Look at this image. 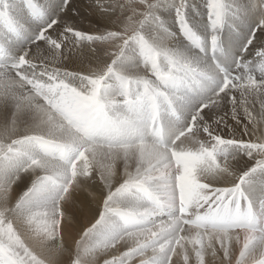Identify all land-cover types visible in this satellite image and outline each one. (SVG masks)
<instances>
[{
    "label": "bare ground",
    "instance_id": "obj_1",
    "mask_svg": "<svg viewBox=\"0 0 264 264\" xmlns=\"http://www.w3.org/2000/svg\"><path fill=\"white\" fill-rule=\"evenodd\" d=\"M59 1L61 0H33V2L37 5L38 9L40 10L47 9V14L45 16H43L40 12H38L39 16H37L38 13L33 14V12L31 11V7L33 5L32 0H15L14 3H11L10 0H0V28L4 30L3 37H2L4 40L2 42L5 43L6 45V46H0L1 52L11 51L12 46H13V41L17 39V36L20 39H23L22 41L23 43H28L26 38H28V40L31 39L29 35L31 34V31H33L32 30L33 27L37 30L49 24L51 20L49 13L52 14V11H53L51 7ZM259 1L260 0H226V1L225 0H196V6H195V2H192L193 4L191 5V8L189 7V9H191L189 11V14L191 15L190 19L193 22L190 24L195 28L194 38L198 39L199 41L200 39H205L208 35V31L211 30L212 36L215 38L214 41L218 42L219 34H221L220 41L222 42L224 40L225 45H226L225 47H228L227 54L229 52H231L232 54L234 52V49H236L237 45L239 44L240 39L243 37L244 31L246 30V33L250 34L253 27H255L256 24H259L258 23L259 16L262 15V13H264V11L262 12L260 8V6L263 4H260ZM8 2L10 3V5H7ZM76 3L77 4H72L70 2L67 8V11H65L62 15L61 14L58 15L59 22L57 26H55V29L62 32L63 31V29H61L63 27L62 25H64L65 23L69 24L68 22H70L71 20H72L71 22L74 21V23H76V21H78L79 19H84L86 21H93L94 24L97 23V24L109 26V24L113 21V18L116 15L115 12H112V8L109 5L107 6L106 4H99L96 6L93 4L94 5L93 6L92 3H95V2L93 1L91 2L90 0H78ZM163 3L164 2L160 1L159 3L160 8L156 9L157 11L154 12L151 18V20L153 21L149 24L150 26L149 25L147 26V28L150 27L152 30H154V33L151 32L152 34L151 33L150 34L151 36H153L155 42L154 43L150 42L152 44L151 45L152 47L148 51H143L140 48L137 49L136 55L138 57H141L142 55H149L152 53L154 57L152 48L157 47L156 49L158 50V52H162L166 54L167 56L174 58V60L179 59L186 66H189L192 69H197L199 71L208 70L207 72H214L211 67V61L209 60L210 58H208L209 54H207V56L202 54L204 57L201 56L195 50V46L193 48L194 41H187V38L186 40L181 39L179 35L180 30H184V32L187 33V36L190 37L192 30H189L188 28L189 25L188 26L186 24L176 25L172 20L173 17L171 18L172 8L170 6L172 5V3H170V0H167V4H163ZM193 5L194 7H192ZM228 5L233 6V11L235 12V16H236L235 17L236 19L232 18L231 20L232 24L236 27L238 26L240 27L239 32L235 34L231 33V28L224 27V23H223L224 19L222 20L221 23L211 26V28L208 24H205L206 23L205 14H207L206 10L211 8V10L213 9L214 12L216 13L217 11H220L222 9L221 8L222 6L227 7ZM204 7H206V9ZM93 8L95 10L94 12L96 15L92 14ZM13 9L17 10L14 21H16L17 23L19 22L25 23L27 26V31L20 30V32L18 33L14 32V34H11L12 29H10L9 25H7L6 19H7V15H10L11 17L13 16V14L11 13L8 14V11L11 12ZM233 11L231 10L230 12H233ZM55 14H57V12ZM222 15L224 16V14ZM30 16H31V19L37 18V17L39 18L36 19L34 22H31L29 19ZM91 16H92V20H91ZM157 17H158V20H157ZM46 20H48V22H45ZM240 29L242 30L240 31ZM222 31H224V33ZM168 32H172L174 36L176 37V38L174 37L176 40L172 39L173 37L171 36H170L171 38L169 36H166L167 35L166 33ZM35 33L37 34V32ZM222 35H223V39L221 40ZM258 35L262 37L264 36V28L262 29L260 28ZM52 39H56V38L52 35ZM73 39L72 41H74ZM144 39H146V37ZM205 41H207V39H205ZM91 42L92 44H90ZM7 43H10V45L12 44V46L8 47L10 45H8ZM221 46L222 45H220V47ZM55 47L56 45L50 46L48 44L46 45L36 44V45L29 47L30 48L28 50L29 58L35 63L31 64L30 62H26V64H24V68L20 69L21 74L23 75V77L21 78L26 79V81H24V83L26 82L24 85H22V83L18 84V82H21V81H18L17 84H13L12 80H10V78L13 76L12 73H10L11 71L6 70L4 72H0V84H1L0 86V106H5L7 110L9 108H14L16 111H18L19 114L23 116H28L29 118L28 117L27 118L30 121H32L35 127L34 129H31L32 131H30V133L32 134L38 133V132L42 133L40 136L46 134L45 136L51 137L52 139L54 138L56 139V141L59 142L60 138H63L64 140H66L67 138H74L75 134L71 133L69 128L68 130L62 129L65 126L62 127L60 125L59 123L60 121H58L57 116H55L56 118L55 117L53 118L52 116L53 114L51 115V113L48 112L49 110L46 111L45 109H43V105L45 106V104L42 105L43 102L41 103V98H38V97L36 98V96L32 93V91H35L34 84L33 83H32L33 85L31 84V82L33 81L32 78L34 77L33 76L34 74L29 69V65L30 66L36 65L37 70L46 72L43 76L38 75V76H35L34 78L40 84H43L44 86L43 88L37 90V92L39 91L38 93L47 94V95H44L43 97L47 106L50 104L58 106L60 100L63 103H66L68 106L69 105L68 102L70 100H74V99L77 100L76 98H79V97L84 98L88 96L91 92L95 94L99 93L100 90L98 89L100 88V86L98 89H96L97 87H95L94 85L95 73L93 72L91 74L85 71L86 66L90 65L89 63L90 60H92V67H94L95 69L96 67H99V64H101V68H99L100 70L102 69L103 65L104 66L106 65L107 67L116 71V73L115 72L112 73L113 74L112 76L110 74L109 78L111 80L108 79L107 81H104V83H108L109 81L119 82V79H121V83H122V81H124L125 76L126 77L129 76L127 77V79L129 78L132 81L134 80L133 78H137L135 79L137 81H142L141 77L145 75V73L142 72L141 69L139 68L140 65L137 64L135 60L136 58L134 57L136 55L134 54H133L134 56L132 55V51L129 49V47H125L120 52V58H119L120 61L116 63L112 62V60L106 55V53L101 48L96 46L93 43V41L90 39L88 40L85 39V41H82V42L80 41V39H77L75 43L73 44L72 48L70 49L63 48L62 51L60 50L61 53L58 52L59 50L57 51ZM216 47L217 46L215 45L214 48L216 49ZM216 55H217V52H216ZM224 56H226L227 62H229L228 56L226 54H224ZM213 57H215V53L213 54ZM148 64H150L149 61L147 62L146 65ZM51 65H56L58 69L54 68ZM49 77L54 78L55 84L49 81ZM18 79L19 78L17 77V80ZM29 80H31V82ZM261 81L264 82V75L261 77ZM137 84H141V82H137ZM29 85H31L32 89L29 88ZM56 85L58 87L55 89ZM251 85L252 84H250V87H253ZM204 87H205V84H204ZM256 88H259V87H256ZM233 93H234L233 96L236 97L237 99L239 95L235 89H233ZM185 95L187 94L184 93L183 97ZM95 96L97 97V95ZM108 97L110 96H107V98ZM251 97H252V94H251ZM127 100L128 98H123V101L120 102L119 100V102L122 105L125 104L127 106L129 105L126 103ZM238 100L240 99H237V101ZM219 101L220 100H218V102ZM254 101L256 102L255 107L260 112V116H261L260 120L258 119L257 121L260 122L264 126V92L260 95L259 99L254 97ZM227 102L228 101H224L223 103L219 102V104L215 106L210 105L208 108L207 107L203 108L201 113L197 116V119H196L197 131H199V129L204 130L205 123H207V125L210 124L211 126H213V124H215L216 121L221 120L220 123L221 124L224 123L222 126H225L226 124V129L229 131L231 130V132L233 133L234 132L236 133V131L240 133V131H242L243 129H245V131L247 130L246 131L247 136L249 135L248 139L250 138L255 139V137L257 138L258 135L255 136L257 132H260L262 134V132L264 131L263 129H259L257 127L249 126V125L247 126L246 124H245L246 126H244L243 129H240V126H243L244 123H241V125L237 123L238 121H235L234 118H232L233 117L232 114H231L232 117H229L228 110L231 111V109H228L229 107H228ZM200 103L201 102H199V100H195V98L192 97L190 98L189 107L194 109L198 107ZM245 103L247 104V102ZM152 104H155V106L156 105L158 106L157 108L158 110L156 111L158 115L156 116L153 132H155V135L159 136L157 138H161V132H163V135L166 137V127H170V130L168 129L167 132L169 134L170 133L172 134L173 132H172L171 126L174 124V122H171L172 121L171 119L163 120L162 118L163 116L161 115L162 108L161 106H159L160 104L157 100L151 99L149 103L147 102V105L149 108V111L147 112L148 114L147 116L150 115L148 126L150 127V122H151V118L153 115L152 113L153 108L150 109L151 108L150 106ZM169 104L173 107V109L171 108L173 112L168 111L172 117L174 111H177V110L174 107V105L171 104V102ZM60 106H62V104H60ZM68 108L69 107H67L66 109ZM3 109H1L0 107V143L1 142L8 143V141L12 139L14 140L19 135L21 134L24 135L23 133H27V132H22L24 129L21 127L22 124L19 126L18 122L16 121V120L19 121V119L21 120V117L23 116H20L19 118L16 117L15 119V117L14 116H13L14 118L11 117L10 114H4ZM134 110L137 113V109L135 108ZM244 111H245V108H244ZM225 112H226V115H225ZM176 113L178 114V111ZM232 113H235V112L232 111ZM144 114L138 113V115L135 118H137L138 120L141 118L145 119L146 115ZM144 124L146 123L145 122L141 123L139 121H136V123L133 124L131 130L124 135V138L128 139L129 137V140H130L129 142H133V143L139 138H141L140 139L141 141H143L144 139H148V137H150L149 135L150 133L147 134V132H145V134H143L141 132V128H144L145 126ZM161 125H162V130L160 129ZM176 125L177 124H175V126ZM149 132L151 131L149 130ZM32 134L30 137H32ZM263 136L261 137L263 138ZM43 139H46V138H43ZM63 139L61 140L64 141ZM177 139L174 145L177 143L179 145L182 144L185 147L183 146L182 148H179V147L173 148L171 153H170V149L168 148L162 149V147L160 148L159 146H155L154 144L149 143V142L140 144L138 146H133L132 148H130V150H133L131 151V153L135 152L134 153L135 156L139 158V160L142 161V163L147 162L145 163L146 166L143 169L139 170V172L136 169L135 171L137 172L131 170L130 168L126 167L120 162L117 163V161H111L113 165L106 166L104 168V171L103 172L101 171L102 174L98 175V173H96L97 176L96 175H95L96 177L91 176L92 177L91 179L90 176L86 175L85 172H83L85 170V167L82 164L79 168L75 170V173H72L73 180L69 182L68 178H70L69 176L70 172L69 174H66L68 172L65 173V171H63L61 164L60 165L56 164L57 167L60 169L62 177H64V179H62L61 181H63V183L64 182L68 183L70 185V189L68 190L67 194L64 196L63 200L59 202L60 203L59 206L57 205L56 208L58 210L57 211L53 210V212L48 202H50L51 200L54 201L55 196L57 195L58 192L56 193V190L55 192H53V189L49 190V188H47L48 184L46 185V187L44 186L41 187V185L38 186L36 185L37 181H35V177L45 172L46 171L45 169L50 170L49 166H51L50 164L52 162L51 163L46 162V164H40L41 167L39 166L35 170L32 167L33 170L29 172L26 171V173H23V174H21L22 173L21 170L18 169L20 170L21 173H19V171H16L18 172L17 174H19V175H16L15 174L16 172L15 173L12 171L10 172V170L15 167V165L10 164L12 163L11 162L12 157H9L10 159H6V160L3 159L0 161V163L4 162V164L0 165V170H1L0 171V188H2L0 189V211L1 209L7 210V212L9 213L8 215H12L14 217L12 218L13 222L16 225V228L20 231L21 236L23 237V240L25 241L26 245H28V247H30L33 250V252L38 254V256H41L43 261H45L48 264H66V261H67L66 256L70 254L76 256V259H77L76 264H182V262H180L176 258L174 259V257L173 259H171V262L169 263L168 257L173 250L172 248L177 245V247L174 250V255L175 256L180 255L182 251L181 249L184 248V246H187V245L199 246L200 245L199 242L201 241L200 238L202 237L201 235H203V237L205 236L209 241L214 243V245H212V249H213L211 251L212 253L214 252L220 253V251L223 250L222 246H225V250H227V252L224 251L225 254H228L230 252V254H233V257L235 259H238L241 253L248 254L249 259H245V261H243L242 264L243 263L250 264V262L252 263L253 261H255V259H264V233L262 231L258 232L260 228L257 227V224L259 222L257 220L259 219V216L261 215L262 211L258 209L256 212L257 206L255 207L253 205V202H251L250 199L247 198V211H246L247 217L246 219L248 220L247 225L249 229H246L244 227L243 224L245 223V221L242 220L240 222V224H242L240 226L242 229L238 232L237 231L229 232L228 230H227L228 232L226 231L223 233L203 231L206 229L202 230L200 229V227H198V225H201L207 228L209 225L213 224L214 221L210 219V214H205L207 217L206 220L205 218L203 219L204 213H202V215L200 214L201 216H198V213L200 212L199 211L200 205L198 202L199 194H200L199 192H200V189H202L198 185H196L197 187H195L194 190L193 188H190L194 192L191 191V194L189 193L190 194L189 196H187V194L185 193L187 196L186 197L187 200L185 201L183 205L184 208L180 210L181 217L177 218L174 221L172 220L173 222L171 221L172 222L171 228L167 227L166 225L164 231H162L158 237L153 238L154 233H148V232H142V231L141 232H131L128 235L124 234L123 229H122L123 218H121L117 214L116 215L114 214L115 210L117 211L118 208L119 210H126V209L128 211L131 210L134 213H137V215L144 217L148 220H151V219L161 220L162 218H164V216L165 218L168 219L169 215L170 216L173 214L175 215V212H178V208L181 205L180 203L182 202L180 201L181 199H179L177 196L179 193H177V190L174 189L175 186L174 188H172L173 185H170L171 175L175 171L174 164L177 163L174 160L180 161L182 163L181 165H183L185 170L188 172L187 174H190L192 178L197 179L199 177L202 181L206 182L207 184L209 183V185L214 184L216 188L217 187L223 188L222 185L225 183H230V184L231 182L235 183L237 181V179L235 181L236 177L238 178L241 176V174H245L249 172L250 170L248 169L249 167L248 160H246V158H243V157L241 158V156L237 155L236 153L233 157L228 155L229 157H232L231 158L232 162L230 161L229 163H223V165L227 169H225V171L223 170L219 171L217 165L223 162L222 155H220V157H218V155L215 157V155L214 156L212 154L205 155V153H201L197 150H187L189 145L194 146V147H197V146L195 145V143L194 144L191 143V141H189L187 138H182V140L180 139L177 140ZM16 141H18V139L15 140V142ZM78 141H75V142H78ZM179 141L181 143H178ZM12 142L10 143L11 145L14 144ZM239 143H242V142H239ZM18 144L19 145H17V149L15 148L17 150V152L15 153H18L16 154V156L22 154L20 155V157L24 160L20 163L26 164L27 163L26 160L28 159V157H32L33 155L32 152L34 151L35 144L29 143L28 141H25L23 143L20 142ZM20 147L22 149H20ZM91 149L92 150L95 149L94 150L95 156L98 155L99 151L104 150L106 153H110L113 151L112 149H104L100 147H97V148L92 147ZM231 149L234 150V148H231ZM10 150L12 151L14 149H10ZM126 150L127 149H123L122 151H126ZM116 151H113V153ZM20 152H24V154ZM191 159H193L194 161L193 160L191 161ZM14 162L16 161H13V163ZM192 162L194 163V166L193 168H190L193 164ZM176 168L178 167L176 166ZM55 169L53 168V170ZM238 172L240 173L238 174ZM14 176L15 177L18 176V177L14 178ZM188 178H184V179L187 180ZM137 181H141L142 183H144L145 185L144 187L147 189L148 195L146 196V195L140 194L138 197H135L133 199L123 198L124 196L119 192L120 190H122L121 188L123 184L124 183L127 184L128 182L136 183ZM222 182L224 183L222 184ZM24 189H27V190L23 191ZM181 190L183 191L182 188ZM27 191L31 192L30 195L27 194L29 196V199L24 198V200H22L21 203H18L20 201V198H22L23 194H25V192ZM231 192L232 190L230 192H227V194ZM222 193H220L219 195L222 196L223 195ZM181 195H183V193ZM196 195L198 196V199L196 198ZM252 197H254L253 194H252ZM18 204L20 205V207H18ZM23 206L28 207V208L25 209ZM15 209L16 210L18 209L17 211L19 213L16 212L18 214L12 213ZM205 209L207 210V207ZM214 209H216V207ZM244 210H245L244 206L240 208V216L244 214ZM203 211L205 212V210ZM234 211L235 210L233 209V212H230L231 216L229 215V213L227 215L225 214L224 220L226 222L228 221L231 224L236 225L238 223V220H236V217L234 216ZM213 213L215 212H212V215ZM163 227L164 226H162V228ZM101 229L103 231H100L101 232L100 233L98 230H101ZM116 230L119 232L118 234L119 236L123 234L122 235L123 238L119 244L117 242H114L113 236L109 235L110 232L106 233L107 231H111V233L113 232L116 233ZM149 242L151 244H148ZM113 243L118 244L117 248L115 249L117 251H113L112 248H111L112 250L110 251V245ZM218 243H222L221 245L219 244L220 248L218 247ZM158 245H160V250L167 247V249L164 250V252L166 251V254L156 256L155 254L158 249L150 251L148 254L146 253L143 254V252H146L147 249L153 248ZM100 249H101V252H99ZM198 249H199V254H200V252H202V246L201 247L199 246ZM219 249H222V250L219 251ZM195 253H198V252L196 251ZM108 254H110L109 257L107 256L105 257V255H108ZM138 254H141L142 257L139 256L137 258H134V256H137ZM150 256L151 258L147 262L144 261V263H142L141 260L146 259V258L148 259ZM234 261H237V260H234ZM0 264H11V262L0 254Z\"/></svg>",
    "mask_w": 264,
    "mask_h": 264
},
{
    "label": "rangeland",
    "instance_id": "obj_2",
    "mask_svg": "<svg viewBox=\"0 0 264 264\" xmlns=\"http://www.w3.org/2000/svg\"><path fill=\"white\" fill-rule=\"evenodd\" d=\"M10 1L11 3H14L15 0H10ZM77 1L78 0H72V1L71 0H61L57 2L51 7L53 11H52V14L49 13L50 19H51L49 24L37 30L33 27L32 29L33 31H31V34L29 35L31 39L28 40V38H26L28 43H23L22 42L23 39H20L17 36V39L13 41V46L12 44L10 45V43H7L8 45H10L8 47L12 46L11 51L1 52L0 50V72H4L6 70L11 71L10 73H12L13 76L10 78V80H12L13 84H17L18 81H21V82H18V84L22 83V85H24L26 83V82L24 83L26 79L21 78L23 77V75L21 74L20 69L24 68V64H26V62H30L31 64L35 63L29 58L28 50L30 49L29 47L36 45V44H42V45L48 44L50 46L56 45L55 49L57 51L59 50L58 52L61 53L63 48L64 49L72 48L73 44L75 43L77 39H80L81 42L85 41V39L87 40L90 39L93 41V43L96 46L101 48L114 63L120 61L119 59L120 52L125 47H129V49L132 51V55L133 54L136 55V51L139 48L142 49L143 51H148L152 47L151 43H154L155 41H154L153 36H151L152 34L151 32L154 33V30H152L150 27L147 28V26L153 21L151 20V18L154 12L157 11L156 9L160 8L159 7L160 1L164 2L163 4H167V0H90L91 2L92 1L95 2V3H92V5L94 4L95 6L99 4H106L107 6L109 5L112 8V12L116 13L115 17L113 18V21L109 24V26L101 25L97 23L94 24L93 21H86L84 19H79L78 21H76V23H74V21L71 22L72 21L71 20L70 22H68L69 24L65 23L64 25H62L63 27L61 29H63L62 31L63 33L55 29V26H57L59 22L58 15L60 14L62 15L65 11H67V8L70 2L72 4H77L76 3ZM192 2H195V6H196V0H190V1L189 0H170V3H172V5L170 6L172 8L171 18L173 17L172 20L176 25L177 24H186L187 26L189 25L188 26L189 30H192L190 37L187 36V33H185L184 30H180L179 35L181 39L186 40L187 38V41H194L193 48L195 46V50L201 56L203 55L207 56V54H209L210 56L208 55V58H210L209 60L211 61V67L214 72H207L208 70L199 71L197 69H192L191 67L186 66L181 60L179 59L174 60V58H171L162 52H158V50L156 49L157 47L156 48L153 47L152 49H153L154 57L152 53L149 55H142L141 57H138L137 55L136 57L133 55L136 58L135 60L137 64L140 65L139 68L141 69L142 72L145 73V75L141 77L142 81L135 80L137 78H133L134 80L132 81L129 78L127 79V77L129 76L127 77L125 76L124 81H122V83H121V79H119V82L109 81L108 83H104V81H107L108 79L111 80L109 78L110 74L112 76L113 75L112 73L113 72L116 73V71L112 70L106 65L105 66L103 65L102 69L100 70L99 68H101V64H99V67H96L95 69L94 67H92V60H90L89 63L91 66L90 65L86 66L85 71L91 74L93 72L95 73L94 85L95 87H97L96 89H98L100 86V88L98 89L100 90L99 93L95 94L91 92L89 94L90 96L88 95L84 98L79 97V98H76L77 100L73 98L74 100H70L68 102L69 103L68 106L66 103H63L60 100L58 104L59 107H58L53 104H50L51 106L50 105L47 106V104L45 103V100L43 99L44 95H47V94L38 93L39 91L37 92V90L43 88L44 86L43 84H40L34 77L38 75L43 76L46 72L37 70L36 65H32V66L29 65V69L34 74L33 75L34 77L32 78L33 81L31 82V80H29L31 84L33 83L35 86V91H32V93L36 96V98L37 97L41 98V103L43 102L42 105L45 104V106L43 105V109H45L46 111L49 110L48 112L51 113V115L53 114L52 115L53 118L57 116L58 121H60L59 122L60 125L62 127L63 126L66 127V128L61 127L62 129L68 130L69 128L70 132L75 134L74 138H67L66 140H64L63 138H60L59 142L56 141V139L54 138L53 140L51 137L45 136L46 134L40 136L42 133H39V132L34 133V134L30 133V131H32L31 129H34L35 127L32 121L28 119L29 118L28 116H23L19 114L18 111H16L14 108H9L10 110L8 109L9 110L8 111L5 106H0L1 109L4 108L3 109L4 114H10L11 117L14 116L15 119L16 117L19 118L20 116H23L21 117V120L19 119L20 122L18 120L16 121L18 122L19 126L22 124L21 127L24 128L22 132H27V133H23L24 135L22 134L19 135L14 140L12 139L8 141V143H4V142L0 143V161L3 159L5 160L10 159L9 157H12L13 159L11 158L12 161L11 160L10 161L12 163L13 161H16V162H14L13 164L10 163L11 165H15V167L11 169L10 172L12 171L15 173L16 171H19V173L22 172L21 174L26 173V171L29 172L33 170L32 167L35 170L37 169V167L39 166L41 167L40 164H46V162H50V163L52 162L50 164L51 166H49L50 170L45 169L46 170L45 172L35 177V181H37L36 185L38 186L41 185V187L42 186L46 187V185L48 184L47 188H49V190L53 189V192H55L56 190V193L57 192L59 193V194L57 193V195L55 194L56 196L54 195L55 196L54 201L51 200L50 202H48L50 204V208L52 209V212L53 210L54 211L58 210L56 208L57 205L59 206L60 204L59 202L63 200L64 196L67 194L68 190L70 189V185L68 183L66 182L63 183V181H61L62 179H64V177H62L60 169L57 167L56 164L58 165L61 164L63 171H65V173L68 172L66 174H69L70 172L69 174L70 178H68L69 182L73 180L72 173H75V170L79 168L82 164L85 167V170L83 172H85V174L90 177L91 176L94 177L95 175L97 176L96 173H98V175L102 174L101 171L103 172L106 166L113 165L111 161H117V163L120 162L121 164L125 165L131 170L135 171L136 169L139 172V170L143 169L146 166L145 163L147 162L142 163V161H140L139 158L135 156L134 154L135 152L131 153V151L133 150H130V148H132L133 146H138L140 144L149 142V143L154 144L155 146H159L160 148L162 147V149L168 148L170 149V153H171L173 148H176V147L182 148L184 146L182 144L179 145L177 143H176L177 145L176 144L174 145L177 138L180 140H182V138H187L189 141H191V143L193 144L195 143V145L197 146V147H194V146L189 145L187 150H197L201 153H205V155L206 154L208 155L212 154L213 156L215 155V157L217 155L218 157L222 155L223 156V160H222L223 162L221 163L222 166H224L223 163H229L231 161V158L237 153V155L241 156V158L243 157V158H246V160H248V164H249L248 169H250L249 172L245 174H241V176L238 178L236 177L235 181L236 179L237 181L236 182L234 181L235 183L231 182L232 185L230 183L223 184L224 182H222L223 188L222 187L216 188L214 184L209 185V183L207 184L206 182L202 181L199 177L197 179L192 178L190 174H187L188 172L185 170L184 166L181 165L182 163L178 160H174L177 163L174 164L175 171L171 175L170 185H173L172 188H174L175 186L174 189H176L177 193H179L177 196L179 199H181L180 201L183 203V204L180 203L181 205L178 208V212H175V215L174 214L171 216L169 215L168 219L165 218L164 216V218H162L161 220H155V219L148 220L144 217L137 215V213H134L131 210L129 211L127 209L119 210L118 208L117 211L115 210L114 214L115 215L117 214L121 218H123L122 229H123L124 234L128 235L131 232H141L142 231V232L154 233L153 238L158 237L159 234L162 231H164L166 225L167 227L171 228L172 222L176 220L177 218L181 217L180 210L184 208L183 205L185 201L187 200L186 197L191 194V191H193L195 187H197L196 185L202 188L200 189V192H199L200 193L199 199H198V196L196 195V198L198 199V202L200 205L199 207L200 212L198 213V216H201L202 213H204L203 219L205 218L206 220L207 217L205 214H210V219L214 221L213 224L209 225L207 228L201 225H198L200 229L202 230L206 229L203 231H212L215 233H223V232H226L227 230L229 232L231 231L238 232L242 229L240 227L242 225L240 224L242 220L245 221V223L243 224L244 227L246 229H249L247 225L248 220L246 219L247 217V213H246L247 198H249L250 201L253 202V205L255 207L257 206L256 212L258 209L262 211L261 215L259 216V219L257 220L260 222V224L258 222L257 227L260 228L258 232L262 231L264 233L263 231L264 224H262L264 223L263 221L264 220V213H263L264 212V141H263L264 131L262 132L263 135L260 132H257V134H255V136L258 135L257 137L258 139L255 137V139L250 138L251 139L250 140L248 139L249 135L247 136V133H246L247 130L245 131V129H243L244 126L249 125V126H254L259 129L264 130V126L260 122L257 121L258 119L260 120L261 116H260V112L255 107L256 102L254 101V97L259 99L260 95L264 92V82L261 81V77L264 75V36L262 37L258 35L260 28L261 29L264 28V16H263L264 13H262V15L259 16L260 22L258 21L259 24H256V26L253 27L250 34L246 33V30L244 31V35L240 39L239 44L237 45L236 49H234V52L232 54L231 52L227 54L228 47H225L226 45H225L224 40L222 42L220 41L221 34H219L218 42L214 41L215 38L212 36L211 30L208 31V35L205 38L207 39V41H205V39H200L199 41L198 39L194 38L195 28L190 24L193 22L191 21L190 19L191 15L189 14V11L191 10L189 9V7L191 8V5L193 4ZM259 2L260 4H263L260 6L261 11L263 12L264 11V8H263L264 0H260ZM32 3L33 5L31 7V11L33 12V14H36L38 12H40L43 16L47 14V9L40 10L38 9L37 5L33 2V0H32ZM7 5H10V3L8 2ZM228 6L227 7L222 6L221 7L222 9L220 11H217L216 13L214 12L213 9L211 10V8L206 10L207 14H205V17H206L205 24H208L211 28V26L221 23L222 20L224 19L223 23H224L225 28H231L232 34L239 32L240 27L234 26L231 21L232 18L236 17L235 12L233 11V6L232 5H228ZM192 7H194V5ZM204 8L206 9V7ZM231 10L233 12H230ZM94 11L95 10L93 8L92 14H95ZM16 12L17 10L15 9H13L11 12L8 11V14L11 13L13 14V16L11 17L10 15H7V19H6L7 25H9V28L12 29L11 34H14V32L18 33L20 32V30L27 31V26L25 23H20V22L17 23L16 21H14ZM56 12L57 14H55ZM220 12L224 14V16ZM228 13L230 16L228 15ZM37 16H39V13L37 14ZM38 18L39 17L31 19V16L29 17L31 22H34ZM91 20H92V16H91ZM157 20H158V17H157ZM45 22H48V20H46ZM241 30L242 29H240V31ZM3 32L4 30L0 28V46H6L5 43L2 42L4 40L2 38ZM35 32H37V34ZM222 32L224 33V31ZM166 34H167L166 36L173 37L172 39L176 38L172 32H168ZM52 35L56 39H52ZM145 37L146 39H144ZM71 38L74 41H72ZM222 39H223V35H222L221 40ZM90 44H92V42ZM219 44L222 46L220 47ZM215 45L217 46L216 49L214 48ZM216 52H217V55H216ZM214 53H215V57H213ZM224 54L228 56L229 62H227V58L226 56H224ZM148 61L150 64L146 65ZM51 66L58 69L56 65H51ZM17 77L19 78L18 80H17ZM49 81L55 84V80L53 77H49ZM137 82H141V84H137ZM204 84H205V87H204ZM250 84H252L251 86L253 87L256 86L259 88L250 87ZM57 87L58 86L56 85L55 89ZM29 88L32 89L31 85H29ZM233 89H235L236 92L238 93L239 97L237 99H240V100L237 101L236 97L233 96L234 95ZM103 93L105 94V96ZM184 93H186L187 95L183 97ZM251 94H252V97H251ZM95 95H97V97ZM107 96H110V97L107 98ZM192 97L195 98V100H199V102H201L200 105H198V107L194 109L189 107L190 98ZM123 98H128L126 103L129 105L126 106L125 104L122 105L120 103L121 101H123ZM151 99L157 100L159 102L160 104L159 106H161L162 108L161 115L163 116L162 117L163 120L171 119L172 120L171 122H174L173 124L174 126L173 125L171 126L172 127L171 129L173 132L172 134L171 133L169 134L167 132L168 129L170 130V127H166V137L163 135L161 136V138H157L159 136L155 135V132L153 131L149 132L148 125H149L150 115L147 116L148 115L147 112L149 111L147 102L149 103ZM218 100H220L219 101L220 103L221 102L223 103L224 101H228L227 102L228 107H229L228 109H231V111L228 110L229 117H232L233 115L232 118H234L235 121H238L237 123H239L240 125L241 123H244L243 126H240V129H243L242 131H240V133L237 131L236 133L235 132L233 133L231 132V130L230 131L227 130L226 124L225 126H222L224 123L223 124L220 123L221 120L216 121V123L213 124V126H211L210 124L207 125V123H205V129L204 130L199 129V131H197V127H196L197 126L196 124L197 116L201 113L203 108H206V107L208 108L210 105L215 106L219 104ZM170 102L171 104L174 105V107L178 111V114L176 113L177 111H174L172 117L170 113L168 112V111L173 112L171 110V108L173 109V107L169 104ZM245 102H247L248 105ZM60 104H62V106H60ZM156 106L155 104H152L150 106L151 107L150 109L155 108L156 110H158L157 109L158 106L157 107ZM67 107L69 108L66 109ZM135 108L137 109V113L134 110ZM244 108H245V111H244ZM232 111L235 113H232ZM138 113H143V114L145 113L144 114L146 115L145 119L141 118L138 120L137 118H135L138 115ZM225 115H226V112H225ZM136 121H139L141 123H144V122L146 123L144 124L145 129L141 128V132L143 134H145V132H147V134L150 133L149 134L150 137H148V139H144L143 141H141L140 140L141 138H139L133 143V142H129L130 140L128 136H126L128 137V139L124 138V135L131 130L133 124L136 123ZM175 124L177 125L175 126ZM31 134H32V137H30ZM261 136H263V138ZM42 137L46 139H43ZM17 139L18 141L15 142V140ZM61 139H63L65 142L62 141ZM25 141H28L29 143H34L35 148H34V151L32 152L33 153L32 157H28V159L26 160L27 163L23 164V163H20L24 160L20 157V155L22 154L16 156V154L18 153H15V152H17L16 149H17V145H19L18 143L20 142L23 143ZM75 141H78V142H75ZM11 142L14 144L11 145L10 144ZM239 142H242V143H239ZM178 143H181V142L179 141ZM92 147L94 148L100 147L104 149H112L113 151H116V150L118 151L114 153L113 151L110 153H106L103 150V151H99L98 155L95 156V153H94L95 149L92 150L91 149ZM231 148H234V150ZM10 149H14V150L11 151ZM20 149L22 148L20 147ZM123 149H127V150L122 151ZM20 153L24 154V152H20ZM228 155L232 157H229ZM193 159H191V161ZM1 164H4V162L0 163V165ZM221 164L217 165L219 171L220 170L225 171V169L227 168L225 166H224L225 168L222 167ZM176 166L178 168H176ZM193 166H194V163L192 164L190 168H193ZM53 168L54 169L56 168V169L53 170ZM18 169H20L21 172ZM17 173L18 172H16L15 174L19 175ZM239 173L240 172H238V174ZM17 177L14 176V178H17ZM184 178H188V179L185 180ZM144 186H145L144 183H142L141 181H137L136 183L128 182L127 184L126 183L123 184L121 188L122 190H120L119 192L124 196V197L122 196L123 198H129V199L138 197L140 194L147 196L148 192ZM181 188L183 189V191L181 190ZM190 188H193V190H191ZM25 190L27 189H24L23 191ZM231 190L232 192L227 194V192H230ZM29 191L23 194L22 198H20V201L18 203H21L22 200H24V198L29 199L28 195L31 194V192ZM182 193L183 195H181ZM185 193L187 194V196ZM220 193H222L223 195L220 196L219 195ZM252 194L254 197H252ZM243 206L245 209L244 214L240 216V208ZM18 207H20L19 204H18ZM206 207H207V210L205 209ZM213 207L214 208L216 207V209H214ZM24 208L26 209L28 207H24ZM233 209L235 210L234 216L236 217V220H238V223L236 225L231 224L228 221L226 222L224 220L225 214L227 215L229 213V215L231 216L230 212H233ZM17 210L15 209L12 213L18 214L19 212ZM203 210H205V212ZM212 212H215V213H213L212 215ZM8 214L9 213L7 212V210L1 209L0 211V254L6 259H8L11 262V264H48L45 261H43L41 256H38V254L33 252V250L30 247H28V245H26L25 241L23 240V237L21 236L20 231L16 228V225L13 222L12 218L14 217ZM161 225L164 227L162 228ZM98 231L100 232L103 230L101 229ZM106 233H109V235L113 236L114 242H117L118 244L121 242L123 238L122 237L123 234L119 236L118 235L119 232L117 230H116V233L114 232L111 233V231H107ZM201 236L202 237L200 238L201 241L199 242L200 243L199 246L200 247L202 246V252H200V254H199V249H198L199 246L187 245L181 249L182 251L180 255L175 256L174 250L177 247L176 245L172 248L173 250L168 257L169 263L171 262V259H173V257L174 259L176 258L180 262H182V264H242V262L245 261V259H249L248 254H245V253L243 254L241 253L238 259H235L233 257V254H230L229 251H228L229 252L228 254H225V252H227V250H225V246H222L223 250L219 249V251L222 250L220 251V253L218 252L212 253L211 252L213 250L212 245H214V243L209 241L205 236L204 237L203 235ZM150 242L148 244H151ZM117 243L111 244L112 246L110 245V251L112 249L113 251H117L115 250L118 246ZM219 244L221 245L222 243H218V247L220 248ZM158 246L147 249L146 252H143V254L145 253L148 254L150 251L157 250V249L158 250L155 254L156 256L166 254V251L164 252V250H166L167 247L160 250V245ZM196 251L198 253H195ZM99 252H101V249L99 250ZM141 254L134 256V258H137L139 256L142 257ZM109 255L110 254L105 255V257L106 256L109 257ZM150 258L151 256L148 259L146 258V259H143V260L140 259V260L142 261V263H144V261L147 262ZM66 260H67L66 264H76L77 263L76 256L72 254L67 255ZM234 260H237V261H234ZM250 264H264V259H255V261H253L252 263L250 262Z\"/></svg>",
    "mask_w": 264,
    "mask_h": 264
}]
</instances>
